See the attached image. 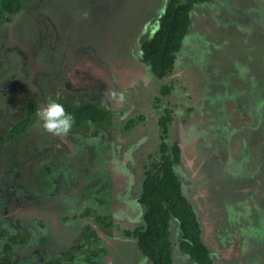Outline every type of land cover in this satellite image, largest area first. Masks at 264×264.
Masks as SVG:
<instances>
[{
	"label": "rangeland",
	"instance_id": "1",
	"mask_svg": "<svg viewBox=\"0 0 264 264\" xmlns=\"http://www.w3.org/2000/svg\"><path fill=\"white\" fill-rule=\"evenodd\" d=\"M21 1L0 16V264H47L50 246L48 264H152L134 230L163 141L214 264H264V0L195 1L163 77L142 44L169 0ZM49 98L105 117L47 133ZM170 238L174 264H197L174 218Z\"/></svg>",
	"mask_w": 264,
	"mask_h": 264
},
{
	"label": "trees",
	"instance_id": "2",
	"mask_svg": "<svg viewBox=\"0 0 264 264\" xmlns=\"http://www.w3.org/2000/svg\"><path fill=\"white\" fill-rule=\"evenodd\" d=\"M197 0H169L161 16L158 28L152 37L142 44L143 58L150 62L155 74L160 77L169 73L175 63L176 52L189 30L190 11ZM21 0H0V16L16 13L21 9ZM165 88L164 91H168ZM67 112L80 124L84 120L100 121L105 111L95 103H87L73 109L65 101H60ZM167 133V121H161ZM27 120L22 123V129ZM16 128V127H15ZM161 160L154 164L155 169L146 171L140 200L147 205L145 224L136 230L140 249L153 264H174L170 239V220L175 217L183 239L180 248L192 256L199 264H212L208 246L202 240V229L195 210L182 191L181 181L174 170V160L181 157L179 145L172 147L174 159L168 154L166 141L161 143Z\"/></svg>",
	"mask_w": 264,
	"mask_h": 264
},
{
	"label": "clouds",
	"instance_id": "3",
	"mask_svg": "<svg viewBox=\"0 0 264 264\" xmlns=\"http://www.w3.org/2000/svg\"><path fill=\"white\" fill-rule=\"evenodd\" d=\"M36 116L44 131L57 136H66L75 123V117L66 111L58 98H49L43 106L37 109Z\"/></svg>",
	"mask_w": 264,
	"mask_h": 264
},
{
	"label": "flooded vegetation",
	"instance_id": "4",
	"mask_svg": "<svg viewBox=\"0 0 264 264\" xmlns=\"http://www.w3.org/2000/svg\"><path fill=\"white\" fill-rule=\"evenodd\" d=\"M20 10V9H19ZM177 57V56H176ZM34 78H35V76H33L32 77V79L34 80ZM7 83H9V81L7 82ZM33 82H31L30 84H32ZM72 88H75V87H73V86H71ZM43 88V87H42ZM80 87H78L77 89H79ZM58 100H60V101H63L62 99H58ZM4 110V109H3ZM12 110V107L10 108V106H8L7 105V111H5V113L6 112H10ZM19 110H17V111H13V112H18ZM21 111H19V113H20ZM3 114V113H2ZM27 120V126H26V128L25 129H22V123H23V121L24 120H21L20 122L19 121H15V120H7V121H4L3 122V124H5L4 125V127L6 128V127H8V128H10V130H11V134H12V132H14V133H18V132H21V131H24V130H26L27 129V127H28V122H29V120L28 119H26ZM1 122V121H0ZM19 122V123H18ZM83 122V121H82ZM81 122V123H82ZM13 124V125H12ZM75 124H77L76 122H75ZM16 127V128H15ZM145 175H146V173H145ZM182 185V184H181ZM189 200V199H188ZM190 201V200H189ZM140 202L142 203V204H144L141 200H140ZM190 203H191V201H190ZM146 207H147V205L146 204H144ZM191 205H192V203H191ZM192 208H193V205H192ZM194 209V208H193ZM144 214H145V212H144ZM176 219L175 217H172L171 218V220L172 219ZM171 220H170V223H171ZM177 220V219H176ZM178 221V220H177ZM144 224H145V218H144ZM178 224H179V222H178ZM143 226V225H142ZM142 226H140V227H138V228H136L135 230H134V234L136 235V230L137 229H139V228H141ZM201 226V225H200ZM202 229V228H201ZM169 230H170V225H169ZM47 232V231H46ZM50 235V234H49ZM55 235H50L49 237H45V239H48V240H53V237H54ZM98 236H99V238H103L104 239V241H106V243L107 242H109L111 239H110V237L109 236H107L106 235V233H104V235H100V234H98ZM137 236V235H136ZM169 236H170V234H169ZM91 237H93V236H91ZM108 237H109V239H108ZM171 239V238H170ZM35 244V243H34ZM137 246H138V249H139V251L144 255V256H146L145 255V253L140 249V247H139V244H138V237H137ZM28 247V246H27ZM34 245L33 246H31V247H28L29 249H30V252L31 253H33L34 252V254H36V251L34 250ZM51 246L50 247H48L47 248V250L45 251V257H43V259L42 260H45L46 261V263L48 264V261H49V263H50V259L51 258H54V259H57V257L54 255V253L51 251ZM209 248V247H208ZM185 252V251H184ZM209 252H211L210 251V249H209ZM186 253V252H185ZM187 254V253H186ZM211 254V253H210ZM187 255H189V254H187ZM62 256V255H61ZM190 256V255H189ZM146 257H148V256H146ZM197 264H199V262L197 261V260H195L192 256H190ZM211 257V256H210ZM149 258V257H148ZM150 259V258H149ZM36 260V259H35ZM151 260V259H150ZM211 260H212V264H214V262H213V259L211 258ZM30 261V260H29ZM152 261V260H151ZM31 263L33 262V261H30ZM33 263H35V262H33ZM152 264H153V262H152Z\"/></svg>",
	"mask_w": 264,
	"mask_h": 264
}]
</instances>
